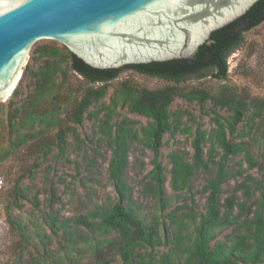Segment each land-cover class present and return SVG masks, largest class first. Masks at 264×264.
<instances>
[{
    "label": "rangeland",
    "instance_id": "374dc122",
    "mask_svg": "<svg viewBox=\"0 0 264 264\" xmlns=\"http://www.w3.org/2000/svg\"><path fill=\"white\" fill-rule=\"evenodd\" d=\"M46 46H56L63 54L66 53L59 43L39 41L31 51L27 62L28 71L36 72L45 63L47 58H38L34 52ZM69 65L70 61L61 63L63 70L69 68ZM227 65L228 78L225 81L213 77H191L180 82L178 87L181 91L196 88L212 94L219 93L223 87H229L243 98L264 100V23L243 34L242 44L229 55ZM126 80L138 89L159 90L174 86V83L163 79L148 77L130 69L124 70L117 79L109 83L107 96L98 104L88 107L81 125L72 122L73 111L85 96L88 85L71 70L65 76L59 72L52 91L32 108L35 116L48 113V120L58 115L60 122L56 125L48 126L40 121L34 123V117L28 118V113L24 111L23 106L34 89L30 74L19 82L18 96L0 102V264H100L99 261L102 260H110V264H123L115 245L109 243L116 234L91 233L84 227L72 226V223L65 230L58 229L55 234L49 226L48 215H55L60 222H71L76 216L94 215L117 203V193L109 173L115 146L110 145L109 137L101 134L98 126L106 114V110H101L102 105L109 104L115 89ZM98 86L99 84L95 85ZM12 99L15 103L13 109H20L13 125L9 122V103ZM211 107V104L201 107L198 103H188L179 97L170 107L171 112L183 113L181 129L191 128V133H184L179 129L175 134L166 133L163 138L160 161L165 169L166 196L170 199L166 211H162L157 200L145 190L154 167L153 150L137 140L129 144L123 177L131 188V205L146 224L156 227L159 235L155 249L140 250L142 254L150 253L158 260L171 253V264H178L181 261L178 260L180 251L172 252L175 245L166 240L164 225L167 226L169 235L176 228L169 227L167 214L176 210L182 219V213L188 212V209L178 208L186 205L193 207L196 213L206 212L207 194L202 191L206 179L211 175L199 171L192 178L190 189L177 194L170 186L169 154L182 151L189 161L192 160L194 151L191 143L195 131L200 127L209 133L216 128L212 121L214 114ZM98 109L100 113L90 116V113ZM217 111L222 116L229 115L227 110ZM124 119L132 122L129 126L134 131H141L152 122L151 119L128 112L125 107H118L111 124ZM67 127L74 130L68 131L64 142L59 145L57 135ZM116 130L115 126L113 137ZM251 137L254 139L247 137L245 141L251 142L252 151L259 156L264 150V125ZM210 148L211 144L207 142L206 158ZM217 150L221 151L219 148ZM219 159L220 156H217L215 160ZM211 167L212 170L216 168L215 165ZM227 168L232 175L228 176V181L222 186L225 190L222 201L234 195L237 202H243L246 199L244 191L239 189L235 192V189L245 183L252 193V198L247 199L249 207L260 196L259 192L253 190L257 187L255 180L264 181V169H249L242 161V156L231 160ZM234 213H237L236 208ZM251 217L252 215L249 216ZM12 221L20 227L15 226ZM96 221L100 219L96 218ZM185 221L188 223L189 220ZM242 221L243 219L240 223ZM189 227L188 230L178 228V231L189 234L194 229L192 224ZM235 227L237 226L215 231L218 240L225 241L230 234L235 236L238 233L234 230ZM240 229L245 230L244 227ZM216 241L211 245L214 246ZM100 242L103 247L101 251L97 250Z\"/></svg>",
    "mask_w": 264,
    "mask_h": 264
},
{
    "label": "trees",
    "instance_id": "16d2710c",
    "mask_svg": "<svg viewBox=\"0 0 264 264\" xmlns=\"http://www.w3.org/2000/svg\"><path fill=\"white\" fill-rule=\"evenodd\" d=\"M262 23H264V0L258 1L238 20L213 32L211 43L202 45L189 59L127 65L119 69H96L65 47V54L56 46H46L35 50L34 54L37 53L38 58L43 57L47 60L36 72L28 71L27 65L21 77L22 80L30 74L32 84H34V89L23 106L24 111L28 113V118L34 117L32 119L34 123L40 121L41 124L47 123L48 126H53L60 122L58 115L55 116L56 118L48 120V113L35 116L34 109H32L41 98L52 91L56 75L59 72L65 76L71 70L81 76L88 85V88L85 89V96L76 104L73 111L72 122L75 125L83 123L88 107L98 104L107 96L109 83L117 79L124 70H134L148 77L174 83V86L164 89L148 90L138 89L126 80L115 89L109 104L102 105L101 110H106V114L98 127L101 134L109 137L110 145L115 146L109 173L118 201L115 205L107 206L94 215L76 216L71 222H60L58 217L49 214L48 223L55 234L58 229L66 228L69 223H72L74 227H84L91 233H100V235L114 233L116 237L109 243L115 245L123 264L172 263L171 253L163 255L157 260L150 253L139 252L147 249L154 250L158 245L159 235L156 227L146 224L132 208L131 188L127 185L123 175L127 165V151L130 142L136 140L144 142L154 153L152 161L154 167L150 172V182L145 185V190L153 199L157 200L160 209L166 211L170 199L166 196L165 169L160 161L163 138L166 133L175 134L179 129L184 133H191V128L181 129L183 113L170 110L175 99L179 97L188 103H198L201 107L211 104V111L214 114L212 121L216 128L209 133L200 127L195 131L191 143L194 151L191 161L185 157L186 153L182 151H173L169 154L170 186L175 193L179 194L189 190L192 178L199 171L211 175L206 179V185L202 191L207 194L205 213H196L193 207L186 205L178 208L188 209V212L182 213V219L176 210L167 214L169 227L175 226L176 228L169 235L167 226L164 225L166 240L175 245L172 252L180 251L178 260L181 261L178 264H264V181L255 180L257 187L253 191L259 192L260 196L249 207H247V199L252 198V193L245 183H241L235 189V192L239 189L244 191L246 199L243 202H237L234 195L222 201V195L225 193L222 186L228 181V176L231 174L227 168L231 160L242 156V161L247 164L249 169H264V150L259 156H256L251 149V142L245 141L247 137L253 140L254 138L251 136H254L264 125V100L243 98L229 87H223L217 94L196 88L181 91L178 87L180 82L191 77L198 79L213 77L220 81L227 80L229 55L242 44L245 32L255 29ZM69 61V68L63 70L61 63ZM96 84L99 86L95 87ZM19 92L20 89L16 87L10 97L15 98ZM66 103L68 104L69 100ZM14 105L12 99L9 103L11 125L20 113V109H13ZM118 107H125L128 112L151 119L152 122L141 131H134L129 126V123L132 122L127 119L111 124ZM218 109L227 110L229 115L226 117L220 115ZM98 113H100V109L90 113V116ZM115 126L117 133L113 137ZM72 130L74 129L67 127L63 132L58 133L59 145L64 142L66 133ZM207 142H210L211 148L206 158L205 144ZM218 148L221 150L220 152H218ZM217 156H220L218 161L215 160ZM211 165H215L216 168L212 170ZM254 206L255 209H253ZM235 208L237 209L236 214L234 213ZM250 215H252L251 218H249ZM96 218H99L100 221H96ZM242 219L243 221L240 223ZM185 220H189L188 223ZM13 224L20 227L15 221ZM190 224L194 228L191 233L184 234L181 230L178 231V228L188 230ZM233 226H237L234 230L238 233L235 236L227 235L225 241H219L215 231H222L223 228ZM241 227H244L245 230L242 231ZM22 235L24 236V233ZM215 240L217 241L212 246L211 244ZM97 247V250L101 251L102 243L100 242ZM99 262L100 264H110V260Z\"/></svg>",
    "mask_w": 264,
    "mask_h": 264
},
{
    "label": "water",
    "instance_id": "95a60500",
    "mask_svg": "<svg viewBox=\"0 0 264 264\" xmlns=\"http://www.w3.org/2000/svg\"><path fill=\"white\" fill-rule=\"evenodd\" d=\"M260 0H0V102L33 47L53 41L100 70L189 59Z\"/></svg>",
    "mask_w": 264,
    "mask_h": 264
},
{
    "label": "bare ground",
    "instance_id": "6f19581e",
    "mask_svg": "<svg viewBox=\"0 0 264 264\" xmlns=\"http://www.w3.org/2000/svg\"><path fill=\"white\" fill-rule=\"evenodd\" d=\"M19 82H20V81H19ZM18 85H19V83L17 84V86H18ZM17 86H16V87H17ZM9 98H10V97H9ZM9 98H8V99H9ZM8 99H7L6 101H8Z\"/></svg>",
    "mask_w": 264,
    "mask_h": 264
}]
</instances>
